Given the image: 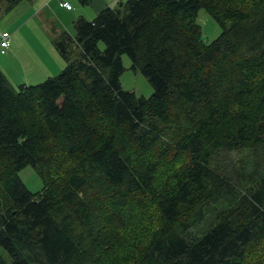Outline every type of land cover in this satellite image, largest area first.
<instances>
[{
	"label": "trees",
	"instance_id": "16d2710c",
	"mask_svg": "<svg viewBox=\"0 0 264 264\" xmlns=\"http://www.w3.org/2000/svg\"><path fill=\"white\" fill-rule=\"evenodd\" d=\"M74 28L53 25L58 75L0 69V264H264V0H124Z\"/></svg>",
	"mask_w": 264,
	"mask_h": 264
},
{
	"label": "crops",
	"instance_id": "0c3cea01",
	"mask_svg": "<svg viewBox=\"0 0 264 264\" xmlns=\"http://www.w3.org/2000/svg\"><path fill=\"white\" fill-rule=\"evenodd\" d=\"M55 1L23 0L0 16V35L2 31H9L12 35L7 53H1L0 49V69L14 85H31L29 80L46 79L65 67L53 43L55 33L50 32L48 27L50 24L56 25L57 29H65L46 10L48 6L56 9V5H53ZM65 1L71 4L70 0H61V7L76 11L73 20L70 19L74 26L79 15L93 19L104 8L116 6L124 0H72L76 6L71 4V8L62 4ZM65 30L69 31L67 28Z\"/></svg>",
	"mask_w": 264,
	"mask_h": 264
},
{
	"label": "rangeland",
	"instance_id": "374dc122",
	"mask_svg": "<svg viewBox=\"0 0 264 264\" xmlns=\"http://www.w3.org/2000/svg\"><path fill=\"white\" fill-rule=\"evenodd\" d=\"M60 1L61 0H56L53 4L56 5V9H53L54 6L53 8L51 6H48L46 10H49V15L53 17V19H55L60 26L64 27L65 29L67 28L69 31L74 33L75 28L70 19L73 20V16L76 14V11H69L66 8L61 7ZM70 1L71 4L75 7V3L72 0ZM198 21L202 25L203 40L206 43L213 41L221 33V27L219 26L218 22L208 13L207 10L201 9L199 11ZM48 27L50 32H52L53 26L48 24ZM122 61L124 65V72L121 75V84L123 88L129 91H134L137 95H144L146 97L151 96L154 92L153 86L140 70H134L132 68V61L130 56L128 54H123ZM63 64L65 65L64 59ZM62 70L63 67L60 71L51 76L58 75ZM46 79H31L29 80V83L38 84ZM20 176L31 191L39 192L43 189V180L32 166L28 165L24 167L20 171ZM0 252L6 257L7 260H9L8 255L5 252H3L2 250H0Z\"/></svg>",
	"mask_w": 264,
	"mask_h": 264
},
{
	"label": "built area",
	"instance_id": "2783aa9c",
	"mask_svg": "<svg viewBox=\"0 0 264 264\" xmlns=\"http://www.w3.org/2000/svg\"><path fill=\"white\" fill-rule=\"evenodd\" d=\"M64 6L71 8V4L67 1L62 3ZM11 33L9 31H2L0 35V47L2 53H7L11 46Z\"/></svg>",
	"mask_w": 264,
	"mask_h": 264
}]
</instances>
